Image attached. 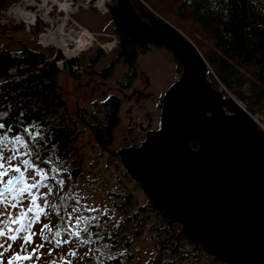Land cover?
<instances>
[{"label":"trees","instance_id":"obj_1","mask_svg":"<svg viewBox=\"0 0 264 264\" xmlns=\"http://www.w3.org/2000/svg\"><path fill=\"white\" fill-rule=\"evenodd\" d=\"M115 1L111 0L112 3ZM15 2L17 0H0V13ZM130 2L135 9H143L145 6L153 14H158L148 6V0ZM171 2L178 7L179 22L170 17L164 20L185 35L200 52L209 67L208 74H212L211 85L224 96L227 92L234 96L250 116L261 120L264 127V0ZM110 13L115 22L114 32L118 45L109 62L99 70L94 67L105 57L101 49L95 50V56L86 67H81L80 61L63 59L60 53H57L55 60L49 61L51 51L25 45L12 51L0 44V123L5 124V128L0 129V137L12 140L28 128V137L25 138L28 145L30 134L39 130L43 147L39 148L38 153H31L33 165L37 168H43L47 161L57 169L65 170L71 178L80 176L79 165L70 160V152L79 132L73 125L75 121L67 122L65 118L67 107L58 84L62 70L68 71L69 76L75 80L83 74L91 79L97 77L108 80L116 65L122 64L126 70L123 83H119L129 87L136 77L139 55L150 49V44L135 42L127 36L114 14ZM188 23L194 25L192 33L187 28ZM58 61H63V69L57 66ZM174 61L179 75L180 65ZM121 103L122 99L118 95L105 97L99 111H95L101 112V118L91 113V122L85 120L83 109L78 112V121L84 123L102 150H107L112 144V133L119 123ZM21 112L23 115H20ZM190 145L196 148L194 141H190ZM56 158H60V162ZM109 196L113 199L111 208L119 211L124 218L111 226L106 211L87 213L88 220L83 224V229L86 228L88 232H83L82 239L84 241L85 236L89 237L90 242L84 243L93 247V251L82 264H128L126 254L118 252L122 243L128 247L126 230L130 231L132 237H138L145 229L153 232L156 241L154 258L147 264H178L180 261L188 264H230L210 256L200 245L192 244L179 224L166 220L149 202L136 208L128 192L123 195L110 192ZM69 198V195L65 197V201ZM62 214L66 216V209Z\"/></svg>","mask_w":264,"mask_h":264},{"label":"water","instance_id":"obj_2","mask_svg":"<svg viewBox=\"0 0 264 264\" xmlns=\"http://www.w3.org/2000/svg\"><path fill=\"white\" fill-rule=\"evenodd\" d=\"M110 11L135 42L166 48L181 72L162 96L157 131L138 148H103L192 244L221 262L264 264V128L214 89L202 55L172 25L130 0Z\"/></svg>","mask_w":264,"mask_h":264},{"label":"rangeland","instance_id":"obj_3","mask_svg":"<svg viewBox=\"0 0 264 264\" xmlns=\"http://www.w3.org/2000/svg\"><path fill=\"white\" fill-rule=\"evenodd\" d=\"M147 4L155 9L159 15L153 14L154 12L147 9L148 7L144 6L143 9L146 12L152 13L156 18L166 22L164 18L170 17L173 21L179 22L177 18L179 14L178 7L171 0H148ZM114 5H116V1L112 3L109 0L108 10ZM4 12L5 10L0 13V44L12 51H17L22 45L33 49H41L37 44L41 29L27 28L14 15H11L10 21L3 23ZM71 18L95 35L103 34L109 36L108 38H99L97 41L99 44L93 42L92 46L81 52L78 58H73L80 61L81 67H86L89 60L95 56V50L101 49L105 57L101 58L94 67L95 70L101 69L109 62L118 45V38L114 32L115 22L110 10L101 14L94 8H80L75 15H71ZM180 23L183 24V22ZM187 28L192 33L194 25L188 23ZM196 35L201 38L199 34ZM183 36L186 37L185 35ZM111 37L117 39L115 47ZM149 47L148 52L139 55L136 64V77L129 87H123L119 83H123L122 78L126 70V67L122 64L116 65L111 78L108 80H101L97 77L91 79L84 76L83 72L80 79L75 80L62 67L63 70L62 74L58 77V84L67 107L65 118L67 122L69 120L75 121L73 125L79 132L77 141L70 152V160L76 161V165H79L78 173L80 176L77 178H71L65 170L57 169L48 162L45 163V168L35 167L31 158L32 156L23 155V153L29 151L28 145L25 143V138L28 137L27 132L19 136L24 141L23 144H15L14 139L9 140L0 137V149L3 150L2 154L5 157L11 155L14 148L17 150L16 155L18 159L13 161V165L21 167L23 183L37 184L36 188L24 194H21L19 190L11 191L4 195V202H0V228H4V222L8 220L5 209H7V212L13 214L20 210L27 212L32 197L36 198L33 212H27V219L24 221V223H27L28 220H32L29 229L31 233H34L31 236V243L25 246L26 253L21 252V245L24 243L22 239L18 238L13 242L7 240L6 237H0V243L5 245L4 248H0V253H3L0 256V264H8L9 259L17 253L21 255L31 254L34 249L37 251L35 255H32L31 259L14 261V264H53V261L56 264H61L62 259L67 261L68 264H82L85 257L93 251V247L91 248L90 245H86L82 239L83 232L81 230L84 228L83 224L88 220L87 213L91 214L96 210L106 211L105 215L109 218L110 225L115 226L124 216L119 211L111 208L113 199L109 196L110 192H116L120 195L127 192L130 193L136 208L138 206H145L146 202H148L139 184L130 178L120 163L119 158L113 156L111 153L117 154L125 147L124 150L133 148V143L138 144L143 141L148 132L159 129L162 96L179 78L181 67L179 68L180 72L178 75L172 54L164 47L157 48L153 44H150ZM48 50L54 52L53 49ZM62 57L65 59L63 55ZM210 76H212L211 72L207 76L209 82H211ZM134 90L143 91L146 97L134 96L135 98L125 100ZM221 90L224 89L221 87ZM111 94L120 96L122 103L119 108V123L113 130L112 144L107 149L110 153L102 150L94 142L91 133L85 128L84 123H81L80 120L78 121V112L80 113V109H83L85 120L91 122L92 118L90 114L99 111L98 108H100L103 99ZM225 97L232 98L238 104L240 103L228 92ZM239 105L244 108V105L241 103ZM95 114L101 118V112ZM252 119L260 127L264 128L258 117L253 116ZM23 159L29 160L30 164H32L30 170L23 169L21 164ZM60 160V158H56L57 162H60ZM9 175H13V173ZM41 175H46L49 179L42 181L40 179ZM8 178L5 177L4 179L7 180ZM61 180H63V184L60 183ZM21 183L20 181L17 186ZM17 186L14 189H17ZM1 187H4L3 183H0ZM49 190H51L50 194ZM68 195L70 198L65 201V197L68 198ZM12 202L17 204L16 208L8 207V204ZM65 209L66 216L63 217L62 213H64ZM73 209H76V211H73ZM37 215L38 219L34 218ZM77 219H79V223H77ZM45 225H48V228H45ZM8 226L16 228L18 225L9 223ZM42 229L43 234L41 232ZM57 230H59L60 236L59 238L56 237V239L61 241L68 240L69 243L55 247L53 237ZM69 230L72 233L79 232V238L71 235ZM12 234L18 236L25 235L27 234V230H22L20 233L13 232ZM43 235H47L48 240H44ZM126 236L129 243L128 247L122 243L118 252L119 254H126L125 259L128 264H147L153 260L156 250L153 232L145 229L142 235L132 237L130 231L126 230ZM8 244H11L12 247L5 251ZM39 245H43V247L38 248L37 246ZM50 252L51 255H49ZM72 253H75V255H71ZM178 264L188 263L180 261Z\"/></svg>","mask_w":264,"mask_h":264},{"label":"built area","instance_id":"obj_4","mask_svg":"<svg viewBox=\"0 0 264 264\" xmlns=\"http://www.w3.org/2000/svg\"><path fill=\"white\" fill-rule=\"evenodd\" d=\"M95 1L96 0H19L17 3L7 8L8 11L7 9L5 10L3 14V23L10 21L11 19L9 18H12L11 15H14L15 18L18 21H22L27 28L41 29L37 44L42 50H54V52L51 51L52 57L49 61L55 60L57 53H61L67 60L78 58L81 52L89 46H92L93 42L99 44V42H97L99 38L109 37L103 34L95 35L71 18V15H75L80 8H94L101 14L110 10V8L108 10L109 0H104V10L98 9ZM70 9L71 11L68 12ZM62 37L65 50L73 56L67 58L64 50L58 47L57 42ZM111 38L115 47L117 39L114 37ZM86 41L89 42L87 45L84 44ZM78 48H80V50L73 54L72 52ZM57 66L62 68L63 61H58Z\"/></svg>","mask_w":264,"mask_h":264},{"label":"snow or ice","instance_id":"obj_5","mask_svg":"<svg viewBox=\"0 0 264 264\" xmlns=\"http://www.w3.org/2000/svg\"><path fill=\"white\" fill-rule=\"evenodd\" d=\"M20 115H23V113L21 112ZM31 127L35 128L34 125H32ZM4 128H5V124L0 123V129H4ZM25 131L27 132L28 128H25ZM41 139H42L41 132L39 130L33 131L30 134L29 140H28L29 151L23 153V155H31L32 151H36L38 153L39 148L43 147V144L40 142ZM14 143L15 144H23L24 141L22 140L21 137L16 136L14 138ZM2 151L3 150L0 149V183L4 184V189L0 190V202H4L3 201L4 192L9 190L11 188V185L17 180V175H15V174H20V179H21L22 183L17 186V189H12V191L19 190L21 194H24L25 192H30L32 189L37 187L36 183H32V184L23 183V173H22L21 167L13 165V161L18 159V157L16 155L17 150L14 148L12 154L7 156V157H5L2 154ZM46 163H47V161H46ZM21 164H22L24 170H30L32 168V164H30L29 160H27V159H23L21 161ZM10 173H13V175H11L10 178L5 180L4 178L9 177ZM40 179L43 181V180L49 179V177L46 175H41ZM60 183L63 184V180H61ZM50 192H51V190H49V194H50ZM35 200H36V198L32 197L31 203L27 208V212H33V206L35 205ZM77 203H78V201H77ZM8 207L16 208L17 204L15 202H12V203L8 204ZM40 211H42V209H40ZM73 211H76V209H73ZM5 212L7 213L8 220L4 222L5 227L0 228V237H6L7 240H11L13 242L18 238L22 239L24 243L21 245V252L26 253V247L25 246L31 243V236L34 235V233H31L30 229H29V225L32 223V220H28L27 223H24V221L27 219V212H25L24 210H20L15 214L7 212V209H5ZM34 218L38 219V215ZM9 223L13 224V225H18V226L16 228H12V227L8 226ZM77 223H79V219H77ZM45 228H48V225H45ZM22 230H27V234L20 235V236L12 234L13 232L20 233ZM49 231H51V229H49ZM81 231L85 232V233L88 232V230L86 228L82 229ZM41 232L43 234V229L41 230ZM69 232L71 235L77 236L78 238L80 236L79 232L72 233L71 230H69ZM59 236H60V232H59V230H57L54 233V237H53V239L55 241V247H60L61 244L69 243L68 240L61 241L59 239H56V237H59ZM98 238L102 239V237H98ZM43 239L48 240V236L43 235ZM83 242H85V243L90 242L89 237L85 236ZM4 247H5V245L3 243H0V248H4ZM11 247H12V245L8 244L7 248H5V251H7L8 249H11ZM37 247L38 248L43 247V245H39ZM36 251L37 250L34 249L31 254H25V255H21L20 253H17L11 259H9L8 264H14V261L31 259L32 255H35ZM2 255H3V253H0V256H2ZM49 255H51V252L49 253ZM71 255H75V253H72ZM37 259H39V257H37ZM53 264H56V262L53 261ZM61 264H68V262L64 261L62 259Z\"/></svg>","mask_w":264,"mask_h":264},{"label":"bare ground","instance_id":"obj_6","mask_svg":"<svg viewBox=\"0 0 264 264\" xmlns=\"http://www.w3.org/2000/svg\"><path fill=\"white\" fill-rule=\"evenodd\" d=\"M95 3H96V7H97L98 9H100V10H104V6H103L104 0H96ZM66 8H67V7H66ZM66 8H65V10H66ZM70 11H71V9L68 10V12H70ZM18 12H21V11H18ZM23 18H24V17H23ZM57 43H58V44H57L58 47H60L61 49L64 50V53H65V55H66L67 58L70 57V56H72V54L69 53L68 51H66L65 48H64L63 37H62ZM88 43H89V42L86 41V43H84V44L87 45ZM79 50H80V48L76 49V50L73 51L72 53L75 54V53L78 52Z\"/></svg>","mask_w":264,"mask_h":264},{"label":"flooded vegetation","instance_id":"obj_7","mask_svg":"<svg viewBox=\"0 0 264 264\" xmlns=\"http://www.w3.org/2000/svg\"><path fill=\"white\" fill-rule=\"evenodd\" d=\"M104 95V94H103ZM137 97V96H142V97H146V94L143 92V91H139V90H134L132 93H131V95L130 96H128V97H126L125 98V100H127V99H130V98H133V97ZM123 97H125V96H123ZM134 97V98H135ZM157 131V130H156ZM151 132H155V131H151ZM145 139V138H144ZM144 141V140H143ZM143 141H141L140 143H138V144H135V143H133V146H131V147H133V148H138V147H140V145L142 144V142ZM126 148V147H125ZM125 148H123V150L125 149ZM10 176L11 175H9V178H10Z\"/></svg>","mask_w":264,"mask_h":264}]
</instances>
